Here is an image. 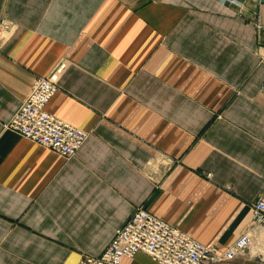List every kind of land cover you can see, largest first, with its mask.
Masks as SVG:
<instances>
[{
    "label": "crops",
    "instance_id": "1",
    "mask_svg": "<svg viewBox=\"0 0 264 264\" xmlns=\"http://www.w3.org/2000/svg\"><path fill=\"white\" fill-rule=\"evenodd\" d=\"M227 1L0 0V264L100 256L140 207L264 264V0ZM36 78L88 134L73 158L6 128Z\"/></svg>",
    "mask_w": 264,
    "mask_h": 264
},
{
    "label": "built area",
    "instance_id": "2",
    "mask_svg": "<svg viewBox=\"0 0 264 264\" xmlns=\"http://www.w3.org/2000/svg\"><path fill=\"white\" fill-rule=\"evenodd\" d=\"M256 1V0H250ZM234 5V0H228ZM4 25L0 26V35ZM0 38V49H1ZM264 90V88H262ZM48 78H36L31 92L6 128L19 137L65 158H73L88 134L46 111L58 92ZM252 224L264 227V200L252 206ZM251 246L250 234H242L227 248L204 246L172 229L143 208H137L100 256H83L78 264H121L124 258L142 253L157 264H226L243 256Z\"/></svg>",
    "mask_w": 264,
    "mask_h": 264
}]
</instances>
